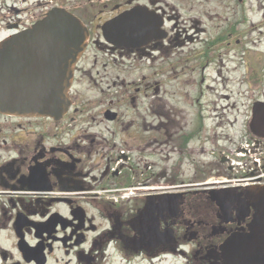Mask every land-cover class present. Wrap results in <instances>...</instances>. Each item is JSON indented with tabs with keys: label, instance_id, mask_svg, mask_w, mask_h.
Wrapping results in <instances>:
<instances>
[{
	"label": "flooded vegetation",
	"instance_id": "1",
	"mask_svg": "<svg viewBox=\"0 0 264 264\" xmlns=\"http://www.w3.org/2000/svg\"><path fill=\"white\" fill-rule=\"evenodd\" d=\"M5 1L1 8L9 16L0 43L55 8L82 23L87 41L60 119L0 114V264H223L221 246L248 234L254 214L235 203L218 207L205 183L216 176V164L224 166L234 142L252 135L250 121L238 138L224 135L217 148L211 144L208 153H199L203 121L185 122L169 110L145 63L177 41L167 30V4ZM133 12L155 29L148 39L107 41L103 28ZM233 30L215 42L224 43ZM201 158L209 168L205 181L197 178ZM158 178L161 188L180 196L172 211L157 197L122 198V191L150 187Z\"/></svg>",
	"mask_w": 264,
	"mask_h": 264
},
{
	"label": "rangeland",
	"instance_id": "2",
	"mask_svg": "<svg viewBox=\"0 0 264 264\" xmlns=\"http://www.w3.org/2000/svg\"><path fill=\"white\" fill-rule=\"evenodd\" d=\"M8 1L11 0L4 5H9ZM163 1L167 4L165 13L176 25V29L170 25L167 30L172 38L178 35L175 43L183 45L174 47L173 43L162 53L154 52L152 62L145 63L153 67L152 82L160 83V95L168 109L180 114L185 122L198 116L199 123L203 121L199 153H208V146L215 144L217 148V141L224 135L236 139L246 132L253 103L264 101V0ZM2 5L0 0V38L2 21L9 16ZM230 26L234 34L224 43H216L219 37L225 38L223 33ZM234 68L238 69L237 74L233 73ZM223 77L229 78L227 85L221 82ZM214 82L216 86L211 91ZM158 160L151 158L152 164L158 165ZM205 163L206 160L199 159L197 178L202 179L201 172L209 169L202 166ZM214 169L217 175L224 173V168L217 164ZM152 173L157 176L158 168L152 169ZM159 184V178L153 181V185ZM172 261L183 260H168Z\"/></svg>",
	"mask_w": 264,
	"mask_h": 264
},
{
	"label": "water",
	"instance_id": "3",
	"mask_svg": "<svg viewBox=\"0 0 264 264\" xmlns=\"http://www.w3.org/2000/svg\"><path fill=\"white\" fill-rule=\"evenodd\" d=\"M151 24L130 13L103 28L109 42L148 39ZM87 30L72 14L52 9L30 29L0 43V114L21 118L60 119L69 106L73 67L85 50ZM264 140V104L255 103L249 124ZM218 207L237 204L253 210L249 233L231 236L220 248L223 264H264V187L209 193ZM156 197H150L154 199ZM179 195L157 197L173 210ZM150 201V200H149ZM151 215L157 210L149 207ZM154 229V227H152Z\"/></svg>",
	"mask_w": 264,
	"mask_h": 264
},
{
	"label": "built area",
	"instance_id": "4",
	"mask_svg": "<svg viewBox=\"0 0 264 264\" xmlns=\"http://www.w3.org/2000/svg\"><path fill=\"white\" fill-rule=\"evenodd\" d=\"M226 159L224 173L209 179L205 183L207 189L241 190L264 186V140L252 136L241 137L234 142ZM165 190L167 189L158 186L131 188L122 191V198L157 195Z\"/></svg>",
	"mask_w": 264,
	"mask_h": 264
},
{
	"label": "bare ground",
	"instance_id": "5",
	"mask_svg": "<svg viewBox=\"0 0 264 264\" xmlns=\"http://www.w3.org/2000/svg\"><path fill=\"white\" fill-rule=\"evenodd\" d=\"M259 33H260V34H263L262 31H259ZM223 68H224V66H223ZM233 73H234V74H237V73H238V69H237V68H234V69H233ZM228 81H229V78H226V77H223V78L221 79V82H222L223 84H225V85H227ZM214 86H216V83H215V82L213 83V86H211V88H209V89H210L211 91H214ZM222 90L225 91V88H222ZM214 113H215V112H214ZM214 117H216V115H215Z\"/></svg>",
	"mask_w": 264,
	"mask_h": 264
},
{
	"label": "trees",
	"instance_id": "6",
	"mask_svg": "<svg viewBox=\"0 0 264 264\" xmlns=\"http://www.w3.org/2000/svg\"><path fill=\"white\" fill-rule=\"evenodd\" d=\"M201 174H202V179H200V180H203L205 177H206V174H205V171L204 172H201Z\"/></svg>",
	"mask_w": 264,
	"mask_h": 264
}]
</instances>
